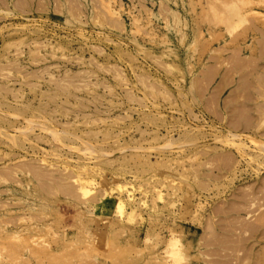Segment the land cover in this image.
I'll use <instances>...</instances> for the list:
<instances>
[{"label":"rangeland","instance_id":"rangeland-1","mask_svg":"<svg viewBox=\"0 0 264 264\" xmlns=\"http://www.w3.org/2000/svg\"><path fill=\"white\" fill-rule=\"evenodd\" d=\"M0 264H264V0H0Z\"/></svg>","mask_w":264,"mask_h":264}]
</instances>
